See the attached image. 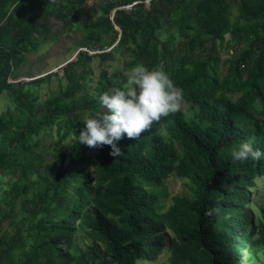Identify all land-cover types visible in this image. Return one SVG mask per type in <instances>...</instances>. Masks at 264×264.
I'll use <instances>...</instances> for the list:
<instances>
[{
	"label": "trees",
	"instance_id": "16d2710c",
	"mask_svg": "<svg viewBox=\"0 0 264 264\" xmlns=\"http://www.w3.org/2000/svg\"><path fill=\"white\" fill-rule=\"evenodd\" d=\"M145 1L0 0V94L11 98L0 112V264H240L260 249L264 264V203L251 196L264 185V156H230L249 141L264 152V0ZM88 3L97 14L82 22L85 49L61 75L9 80L59 32L51 20L72 28ZM115 54L122 66L108 70ZM137 63L168 74L188 107L118 141V157L79 143L82 113L99 110ZM169 176L188 192L165 206Z\"/></svg>",
	"mask_w": 264,
	"mask_h": 264
},
{
	"label": "clouds",
	"instance_id": "9594fccd",
	"mask_svg": "<svg viewBox=\"0 0 264 264\" xmlns=\"http://www.w3.org/2000/svg\"><path fill=\"white\" fill-rule=\"evenodd\" d=\"M55 5L57 0H50ZM100 109L89 113L82 121L78 142L90 148L109 146V155H123L117 142L128 138L138 140L145 132L159 124L162 117L180 110L183 89L160 69H149L137 63L128 70L123 88L115 87L111 92L99 96ZM234 162L251 160L259 162L264 152L254 148L252 142L241 143L230 150ZM211 215V212L207 213Z\"/></svg>",
	"mask_w": 264,
	"mask_h": 264
},
{
	"label": "rangeland",
	"instance_id": "374dc122",
	"mask_svg": "<svg viewBox=\"0 0 264 264\" xmlns=\"http://www.w3.org/2000/svg\"><path fill=\"white\" fill-rule=\"evenodd\" d=\"M148 5V0L145 1V6ZM232 15L235 13L234 8L231 9ZM96 5L88 3L85 6V12L82 15L80 21H78L72 28L64 29L62 28L60 21L51 20L50 24L56 30H59L57 34L54 36H50L49 39L40 43L38 50L30 51L26 55L25 59L20 64L19 68H17L16 74L9 77L10 81L14 80H30L35 77L43 76L49 72L57 71L59 75L62 74L63 66L70 60L75 58V54L80 49H85V47H80L76 44V42L83 35L82 31V22L88 21L89 19H93L96 16ZM226 36H228L226 34ZM115 42L110 40L108 36L104 41L103 50H108ZM217 52L220 58H224L226 56L225 50L222 46L217 47ZM95 50H89V53H92ZM123 57L115 54L114 60L107 63L108 70H111L114 67L121 68ZM90 67L92 69V77L95 80L98 73V60L94 58L90 62ZM65 80L62 81L64 84ZM93 84V82L89 83ZM57 86V82L55 78H51L49 84L43 82L38 87V92L41 97H44L49 88L55 89ZM236 93L232 94V98L236 97ZM11 98L6 93L0 94V112L3 111L8 104H10ZM188 107L187 102H183L181 105L182 109H186ZM90 112L82 113L81 121L89 114ZM83 122V121H82ZM84 124V123H83ZM55 128L47 132L46 135L48 140L54 137ZM72 137H68L67 141H70ZM8 181V176L0 175V195L3 189L6 187V182ZM164 186L167 191V196L165 198V206H167L171 202V196L173 194H186L187 188L185 186L184 179L175 176H169L164 180ZM251 196L256 198L257 202L264 203V185H260L256 190L251 191ZM8 219L2 221L3 227L7 226ZM263 258V249L258 250L256 253L247 252L245 253L244 258L240 262V264H260ZM163 257H159L154 261H146L141 264H158Z\"/></svg>",
	"mask_w": 264,
	"mask_h": 264
},
{
	"label": "built area",
	"instance_id": "2783aa9c",
	"mask_svg": "<svg viewBox=\"0 0 264 264\" xmlns=\"http://www.w3.org/2000/svg\"><path fill=\"white\" fill-rule=\"evenodd\" d=\"M126 6H128V5H126ZM14 81H16V80H14Z\"/></svg>",
	"mask_w": 264,
	"mask_h": 264
},
{
	"label": "water",
	"instance_id": "95a60500",
	"mask_svg": "<svg viewBox=\"0 0 264 264\" xmlns=\"http://www.w3.org/2000/svg\"><path fill=\"white\" fill-rule=\"evenodd\" d=\"M119 30V29H118ZM120 31V30H119Z\"/></svg>",
	"mask_w": 264,
	"mask_h": 264
}]
</instances>
